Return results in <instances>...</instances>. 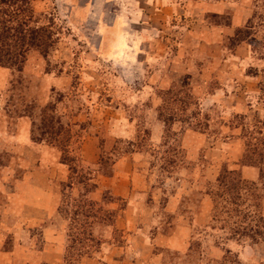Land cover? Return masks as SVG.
Listing matches in <instances>:
<instances>
[{
  "label": "rangeland",
  "instance_id": "1",
  "mask_svg": "<svg viewBox=\"0 0 264 264\" xmlns=\"http://www.w3.org/2000/svg\"><path fill=\"white\" fill-rule=\"evenodd\" d=\"M4 1L0 264H264V0Z\"/></svg>",
  "mask_w": 264,
  "mask_h": 264
},
{
  "label": "trees",
  "instance_id": "2",
  "mask_svg": "<svg viewBox=\"0 0 264 264\" xmlns=\"http://www.w3.org/2000/svg\"><path fill=\"white\" fill-rule=\"evenodd\" d=\"M21 3L27 4V7H30L28 0H19ZM6 1L0 0V5H5ZM23 5V4H22ZM20 9V8H19ZM30 9V8H29ZM19 11V10H18ZM17 11V12H18ZM15 12V17L9 16L5 12H3L2 16H0V66H8V67H16L20 63H22L23 55L25 53V47L23 43H20L23 41L22 38H18V42H15L16 40V31L20 29L19 33L24 32V28L27 27V21L28 19L26 16L21 15V13L18 15ZM247 149L244 155V159L246 161H254V156L256 155L257 150L256 149H250L248 144ZM248 166H253L254 164L247 163ZM261 173V170H260ZM225 175L231 176L233 173H230L228 171H224V176L220 177V183H223V180L225 178ZM263 178V174L260 175V180ZM219 181V179H218ZM222 185V184H220Z\"/></svg>",
  "mask_w": 264,
  "mask_h": 264
},
{
  "label": "crops",
  "instance_id": "3",
  "mask_svg": "<svg viewBox=\"0 0 264 264\" xmlns=\"http://www.w3.org/2000/svg\"><path fill=\"white\" fill-rule=\"evenodd\" d=\"M236 26H233V28H235ZM248 55V58L247 56H244L243 59H249V53H246ZM251 60H255V59H252ZM253 63H255V65L260 68V69H264V57L260 60H255ZM250 64H252V62H250ZM240 171H241V175L244 179L248 180V181H256L258 179V171L253 168V167H249V166H242L239 168ZM45 200L44 202L41 204V206L39 207H42L44 208L45 212H48V211H55L56 210V207H57V195H51V194H45ZM175 238V237H173ZM56 250V249H55ZM57 251V250H56ZM48 256L50 257V255H45V253H42V256L40 258V260H38L36 262V264H43L42 262L44 261V263L46 261H48ZM47 263V262H46ZM51 263V262H50ZM13 264H19V263H13ZM23 264H27V263H23Z\"/></svg>",
  "mask_w": 264,
  "mask_h": 264
}]
</instances>
